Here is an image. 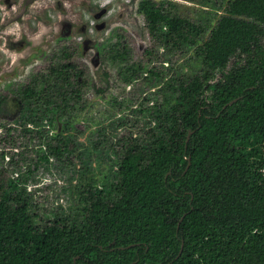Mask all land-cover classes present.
<instances>
[{
  "label": "trees",
  "instance_id": "obj_1",
  "mask_svg": "<svg viewBox=\"0 0 264 264\" xmlns=\"http://www.w3.org/2000/svg\"><path fill=\"white\" fill-rule=\"evenodd\" d=\"M201 4L211 11L192 21L170 0H139L143 57L117 32L101 49L122 83L153 90L134 111L146 119L138 135L114 143L102 126L90 148L78 142L94 85L70 47L17 86L15 126L0 128L36 154L34 169L69 170L71 156L78 168L62 188L74 206L51 217L27 191L30 167L0 180V264H264V0H227L215 24L222 6ZM91 155L106 166L100 180Z\"/></svg>",
  "mask_w": 264,
  "mask_h": 264
},
{
  "label": "rangeland",
  "instance_id": "obj_2",
  "mask_svg": "<svg viewBox=\"0 0 264 264\" xmlns=\"http://www.w3.org/2000/svg\"><path fill=\"white\" fill-rule=\"evenodd\" d=\"M13 1L15 3L12 4ZM138 1L6 0V5L0 4V96L6 102L0 110V123L14 128V120L21 111V103L14 93L17 86L26 82L31 74L44 71L51 55L59 48L70 47L75 52L73 62L84 70L88 85H94L84 92L83 98L88 105L75 122L76 128L82 131L78 142L90 148L88 141L93 139L92 133L102 126L108 127L107 137H114V143L120 137L140 134L146 119L134 111L141 109L140 103L146 106L144 98L153 90L142 77L131 85L122 83L116 67L101 53L104 45L111 41L112 33L116 32L123 35L135 62L151 46L144 18L137 12ZM170 1L177 4L178 14L192 21H202L206 17L205 12L211 11L202 6V0ZM213 1L222 9L217 10L211 24H215L217 16L223 14L227 0ZM170 58L175 67L184 60L178 54ZM234 61L230 60L228 68ZM166 66L163 63V67L160 64L156 67L164 70ZM119 117L123 122L117 121ZM112 120L114 125L111 127L109 123ZM12 135L7 136L5 129L0 128V180L16 178L30 167L27 191L33 194L39 214L51 217L58 205L63 209L74 206L71 193L63 192L62 188H67L70 178L72 183H76L75 177H70V169L78 168L77 160L71 156L74 168H63L60 173L52 167L38 166L34 169L36 154L24 147L16 135L11 139ZM90 159V166L94 168L92 173L100 180V172L104 173L106 166L98 165L94 155Z\"/></svg>",
  "mask_w": 264,
  "mask_h": 264
},
{
  "label": "flooded vegetation",
  "instance_id": "obj_3",
  "mask_svg": "<svg viewBox=\"0 0 264 264\" xmlns=\"http://www.w3.org/2000/svg\"><path fill=\"white\" fill-rule=\"evenodd\" d=\"M3 3V5H6V0H0V4H2ZM13 3H15V1H13L12 2V4ZM6 102H5V100H4V102L0 105V109H3L4 107H5V104ZM18 110V109H17ZM21 110V109H20Z\"/></svg>",
  "mask_w": 264,
  "mask_h": 264
},
{
  "label": "water",
  "instance_id": "obj_4",
  "mask_svg": "<svg viewBox=\"0 0 264 264\" xmlns=\"http://www.w3.org/2000/svg\"><path fill=\"white\" fill-rule=\"evenodd\" d=\"M231 103H232V102H230V104H231ZM189 134H190V132L188 133L187 139L189 138ZM186 141H187V140H186ZM76 258H77V257H76ZM76 258L73 259V264H75Z\"/></svg>",
  "mask_w": 264,
  "mask_h": 264
},
{
  "label": "built area",
  "instance_id": "obj_5",
  "mask_svg": "<svg viewBox=\"0 0 264 264\" xmlns=\"http://www.w3.org/2000/svg\"><path fill=\"white\" fill-rule=\"evenodd\" d=\"M153 1H160V0H153Z\"/></svg>",
  "mask_w": 264,
  "mask_h": 264
}]
</instances>
